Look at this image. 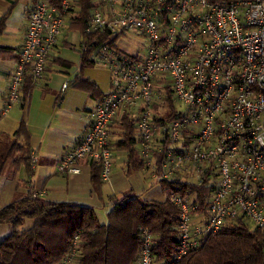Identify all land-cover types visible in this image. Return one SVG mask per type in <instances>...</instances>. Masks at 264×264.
Returning a JSON list of instances; mask_svg holds the SVG:
<instances>
[{"label": "built area", "instance_id": "2783aa9c", "mask_svg": "<svg viewBox=\"0 0 264 264\" xmlns=\"http://www.w3.org/2000/svg\"><path fill=\"white\" fill-rule=\"evenodd\" d=\"M92 1L88 34L132 33L144 40L143 51L124 52L117 40L95 46L92 62L109 71L110 87L90 113L82 140L60 160L58 174L80 175L88 165L110 183L119 126L128 117L154 179L210 190L206 211L195 193L171 198L180 211L176 260L232 221L250 222L264 237V0ZM78 3L37 0L30 9L3 115L21 102L27 77L45 80ZM69 87L66 82L63 90ZM38 161L34 150L32 171ZM78 244L75 237L63 264H74ZM153 248L154 236L143 229L138 264H159Z\"/></svg>", "mask_w": 264, "mask_h": 264}, {"label": "trees", "instance_id": "16d2710c", "mask_svg": "<svg viewBox=\"0 0 264 264\" xmlns=\"http://www.w3.org/2000/svg\"><path fill=\"white\" fill-rule=\"evenodd\" d=\"M209 1L229 3L236 0ZM93 8L92 0H79L77 13L68 25L69 31L81 34L83 44L88 47L86 51L82 47L78 49L80 71L70 86L98 96L97 85L83 77L84 70L93 65L91 56L96 45L107 41L114 44L119 37L87 33ZM6 19L7 16L0 19V34ZM3 50L0 47V52ZM54 62L68 69L72 67L61 59ZM35 86L36 81L27 77L22 88L23 108L30 101ZM169 105L173 109L172 102ZM119 131L121 138L116 143L117 150L127 151L128 166H143L137 150L134 121L126 117ZM31 152L24 117L14 135L0 134V176L9 161L31 171ZM91 184L93 192L99 193L103 182L100 170L95 167L91 170ZM161 184L172 194H197L201 210L206 211L210 197L206 187L197 188L179 181ZM179 214L171 199L146 203L138 197H126L112 204L107 223L101 224L93 208L26 197L0 210V224L13 227V233L0 243V264H63L75 237L79 238V244L74 264H138L143 229L154 236L153 251L159 264H264V237L241 219L229 222L219 234L208 236L199 249L176 260ZM26 220H33L35 225L30 230H21Z\"/></svg>", "mask_w": 264, "mask_h": 264}, {"label": "crops", "instance_id": "0c3cea01", "mask_svg": "<svg viewBox=\"0 0 264 264\" xmlns=\"http://www.w3.org/2000/svg\"><path fill=\"white\" fill-rule=\"evenodd\" d=\"M36 1L37 0H0V19L7 16L4 29L0 34V47L4 49L3 52H0V134L14 135L20 127L22 118L25 117L26 129L30 135V147L32 151H37L39 159L38 164L42 161L43 167L46 168V166H51L57 172L58 164L65 153L73 149L87 132L90 125L89 115L102 99L99 95L101 94L103 96L108 90L104 91L98 88L99 95L94 97L91 106L84 109L85 115L80 118V121L66 124L67 119L63 117L66 113H60L57 108H62L66 102V105L71 108V103L69 102L71 99L68 93L70 87L67 90H63V85L68 79V76H70L71 70L54 61L56 59H61L77 66L74 70L77 73L81 63V55L78 49H81L83 45L81 34L79 32L69 31L67 28L65 34L60 39L55 58L52 59L48 65L45 80L36 82L33 96H31L28 104L23 108V102H20L6 115H3L7 106L6 94L9 88V80L17 66L19 52L24 44L27 32V15ZM107 72L109 75L108 86L110 87V73L108 70ZM58 74L64 76L59 91L56 90L55 87H50L46 91L38 89L44 82L49 86L52 83L51 75L55 78ZM78 74L79 72L77 75ZM95 82L96 81H94V83ZM36 94H39L41 100L39 99L36 101L35 98L33 99ZM16 157L17 155L15 158ZM85 166L88 165H82V168ZM22 168L23 166L18 167L13 161H9L3 174L0 176V210L18 200L30 197L34 193L41 194L42 196L40 198H47L50 195L48 191L43 189L42 184L38 183L35 177V170L30 171L26 169L24 172V168ZM78 176L79 175H75L74 177ZM67 177H72V175ZM152 198L153 197H151V199ZM117 200L115 195L110 197L109 205L112 207V204L116 203ZM47 201L59 203L54 199ZM75 205L86 207L80 204ZM108 212L104 215L106 219L104 224L107 223ZM34 225L35 222L33 220H26L21 230H30ZM12 233L13 227L10 224H0V243Z\"/></svg>", "mask_w": 264, "mask_h": 264}, {"label": "rangeland", "instance_id": "374dc122", "mask_svg": "<svg viewBox=\"0 0 264 264\" xmlns=\"http://www.w3.org/2000/svg\"><path fill=\"white\" fill-rule=\"evenodd\" d=\"M143 44L144 40L139 39L132 33L120 36L115 43L118 49L129 54H136L137 52H140V50L143 51ZM76 67L77 66L72 64V67L69 69L71 70L70 76H68L66 82L71 83L76 80L77 73L80 71V66L77 73L74 71ZM63 77L64 76L61 74L56 75L55 78L51 75L52 83L48 86L46 82H44L42 83V86L38 87V89L46 91L50 87H55L56 90L59 91L63 83ZM84 77L86 79L90 78L93 82L96 81L95 83L100 90H109V75L105 67L97 64L92 65L84 70ZM68 93L69 98L71 99L69 101L71 103V108L66 105V102L62 108H57V110L60 111V113H66L63 116L67 119L66 124H72L79 122L80 118L85 115L84 109L91 106L95 95L93 92L74 88L73 86H70ZM34 98L36 101L39 99L41 100L39 94L34 95L33 99ZM127 163V151L117 150L111 182L103 183L99 193H93V187L90 180V166L83 167L82 172L78 177H67L58 174L51 166L45 165L46 168L43 167V162L41 161L37 164L34 172L38 183L42 184L43 189L50 194L47 198L41 199H54L59 203H74L91 207L95 210L100 223L104 224L106 222L104 215L111 209V206L109 205L110 197L114 195L116 196V199H118L117 202H121L126 197H138L141 201L146 203H151L154 200L164 202L167 199H171L173 196L172 192L169 189L166 190L162 185L163 183L161 184L157 179H154L151 172L147 171L143 166L131 167L130 165L128 166ZM23 168L22 169L25 172L27 168L25 166H23ZM182 180L185 183L188 182V179L182 178ZM151 197L153 198L151 199ZM247 223L252 230H255V226L252 223Z\"/></svg>", "mask_w": 264, "mask_h": 264}]
</instances>
